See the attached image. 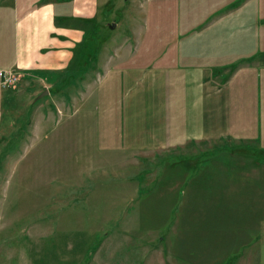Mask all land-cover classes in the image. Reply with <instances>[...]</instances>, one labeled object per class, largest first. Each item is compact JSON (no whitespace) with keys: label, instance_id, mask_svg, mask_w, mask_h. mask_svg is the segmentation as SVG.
<instances>
[{"label":"rangeland","instance_id":"1","mask_svg":"<svg viewBox=\"0 0 264 264\" xmlns=\"http://www.w3.org/2000/svg\"><path fill=\"white\" fill-rule=\"evenodd\" d=\"M147 1L110 0L95 40L99 58L73 93L50 86L36 99L45 87L16 71L21 80L6 94L0 124V264H264V183L249 178L262 163L259 141L163 153L137 163L141 171L108 173L75 151L85 144L75 135L61 142L56 118L102 110L86 91L102 85L98 59L134 51L127 24L148 23L128 12Z\"/></svg>","mask_w":264,"mask_h":264},{"label":"crops","instance_id":"2","mask_svg":"<svg viewBox=\"0 0 264 264\" xmlns=\"http://www.w3.org/2000/svg\"><path fill=\"white\" fill-rule=\"evenodd\" d=\"M111 2L0 0V69H15L28 84L56 87L63 96L80 89L81 75L87 78L99 58L95 40ZM140 12L147 28L142 21L127 24L134 51L98 59L102 85L86 91L102 110L90 109L84 120L56 118L63 146L75 135L85 143L75 151L85 149L92 167L106 164L105 173L188 148L220 151L228 137L259 141L263 149L264 0H148L128 13ZM160 15L164 24L148 22ZM13 89L0 86V124ZM258 158L249 178L262 184L264 151Z\"/></svg>","mask_w":264,"mask_h":264},{"label":"built area","instance_id":"3","mask_svg":"<svg viewBox=\"0 0 264 264\" xmlns=\"http://www.w3.org/2000/svg\"><path fill=\"white\" fill-rule=\"evenodd\" d=\"M20 79L19 74L15 69L4 68L0 69V86L6 89L15 88Z\"/></svg>","mask_w":264,"mask_h":264},{"label":"water","instance_id":"4","mask_svg":"<svg viewBox=\"0 0 264 264\" xmlns=\"http://www.w3.org/2000/svg\"><path fill=\"white\" fill-rule=\"evenodd\" d=\"M112 26H114V24L113 25H110V27H112ZM47 93H48V89L47 88H44V90L36 96V99H38V98L46 95Z\"/></svg>","mask_w":264,"mask_h":264},{"label":"trees","instance_id":"5","mask_svg":"<svg viewBox=\"0 0 264 264\" xmlns=\"http://www.w3.org/2000/svg\"><path fill=\"white\" fill-rule=\"evenodd\" d=\"M98 52V51H97ZM55 90H56V88H55ZM229 138V137H228ZM228 138H226V140L225 141H228ZM225 143V142H224Z\"/></svg>","mask_w":264,"mask_h":264}]
</instances>
